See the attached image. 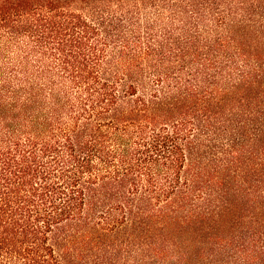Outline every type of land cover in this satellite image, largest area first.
Masks as SVG:
<instances>
[{
  "label": "trees",
  "instance_id": "trees-1",
  "mask_svg": "<svg viewBox=\"0 0 264 264\" xmlns=\"http://www.w3.org/2000/svg\"><path fill=\"white\" fill-rule=\"evenodd\" d=\"M0 264H264V0H0Z\"/></svg>",
  "mask_w": 264,
  "mask_h": 264
}]
</instances>
